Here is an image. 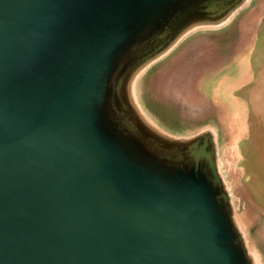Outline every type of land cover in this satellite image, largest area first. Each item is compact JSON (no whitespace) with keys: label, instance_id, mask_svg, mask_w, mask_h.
<instances>
[{"label":"water","instance_id":"1","mask_svg":"<svg viewBox=\"0 0 264 264\" xmlns=\"http://www.w3.org/2000/svg\"><path fill=\"white\" fill-rule=\"evenodd\" d=\"M166 1L0 0V264H241L208 180L134 161L93 100Z\"/></svg>","mask_w":264,"mask_h":264},{"label":"rangeland","instance_id":"2","mask_svg":"<svg viewBox=\"0 0 264 264\" xmlns=\"http://www.w3.org/2000/svg\"><path fill=\"white\" fill-rule=\"evenodd\" d=\"M171 1L130 53L165 41L125 68L113 57L95 106L140 165L204 176L241 264H264V0H221L169 32L187 5Z\"/></svg>","mask_w":264,"mask_h":264},{"label":"bare ground","instance_id":"3","mask_svg":"<svg viewBox=\"0 0 264 264\" xmlns=\"http://www.w3.org/2000/svg\"><path fill=\"white\" fill-rule=\"evenodd\" d=\"M174 0L171 1V3H173ZM221 0H177L175 3V6L172 8L173 12L180 3H186V7L183 8V12L181 13V15L176 18L169 26V32L171 29H173L176 24H180L179 18H183L185 17V15H187L188 12L193 11V10H197V9H202L205 10L206 8H210L213 6H216V2L219 3ZM163 8H160L157 12L154 13V15L150 16L148 18V20L145 22V26H143L144 31L146 29H149L142 37L141 35L143 33H141L140 35H136L137 37L133 36L130 40H127L126 44H124V47L121 48V51L119 53H117L115 55V57H117L115 60L118 61L121 58H125L124 60V66L123 68L129 66L131 63L138 61V57L143 54L144 52H148L149 50H152L153 47L157 44H160V42H164L165 41V36L162 35V37L157 38V40H155L154 43H152L149 47H146L145 49L141 50V51H137L134 53H130L134 48L138 47L139 44H143L146 41H148L150 39V37H153V34L157 32L158 27H154L153 22L155 21V19L159 16L160 11H162ZM164 11V10H163ZM161 17V16H160ZM159 17V18H160ZM164 20L161 22L163 23ZM150 23V24H149ZM157 28V29H156ZM167 34V32H166ZM141 37V38H140ZM151 43V42H149ZM147 45V44H146ZM121 59V60H123ZM123 60V61H124ZM106 70V69H105ZM100 87V86H99ZM247 219H251L252 217L248 214V216L246 217Z\"/></svg>","mask_w":264,"mask_h":264}]
</instances>
